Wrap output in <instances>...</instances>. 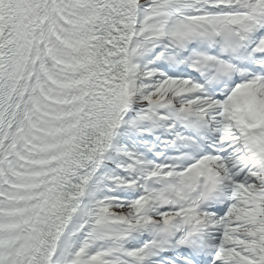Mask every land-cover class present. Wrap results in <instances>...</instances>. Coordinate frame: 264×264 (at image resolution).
Here are the masks:
<instances>
[{
    "label": "snow or ice",
    "instance_id": "1",
    "mask_svg": "<svg viewBox=\"0 0 264 264\" xmlns=\"http://www.w3.org/2000/svg\"><path fill=\"white\" fill-rule=\"evenodd\" d=\"M0 264H264V0H0Z\"/></svg>",
    "mask_w": 264,
    "mask_h": 264
}]
</instances>
